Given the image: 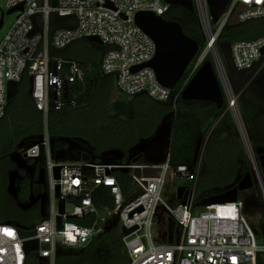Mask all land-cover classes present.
<instances>
[{"label":"built area","instance_id":"2783aa9c","mask_svg":"<svg viewBox=\"0 0 264 264\" xmlns=\"http://www.w3.org/2000/svg\"><path fill=\"white\" fill-rule=\"evenodd\" d=\"M190 1L202 26L206 47L192 61L187 70L188 78L176 92L177 87L171 90L163 86L155 71L146 66L155 58L157 47L136 24V16L141 12L165 18L172 7L167 0H43L42 5L38 0H4L7 15L9 11L17 10L12 13L16 15L15 21L0 36V119L6 115L9 83H21L26 73L29 89L32 88L31 97L46 120L53 111L75 108L80 102L87 101L93 64L53 56L50 49L63 50L90 38L99 39L105 46L101 72L114 78L120 93L128 97L147 95L157 102L172 101L176 106L209 54L215 63H221L217 42L238 7L243 5L247 8L238 15L239 24L264 18V0H230L216 23L212 21L208 0ZM38 14L44 21L43 33L31 35L35 29L33 17ZM4 16L3 13V20ZM53 17L70 18L74 24L53 27ZM263 49L264 36L231 44L232 58L238 71L255 65L241 86L244 90L264 67ZM228 84L225 78V88ZM237 98L232 94L228 100L230 109L236 107ZM50 145L46 131L39 142L18 148L15 152L23 160H28L39 159L42 149L45 150L48 214L45 220L26 229L35 231V235L28 238L21 237L20 227L0 224V264H42L40 261L57 264L60 257L77 256L108 226L114 225L111 223L114 216L121 234L122 228L135 229L128 236L122 234L128 264H256L258 256L264 254V222L260 233H256L248 222L246 205L242 200L212 204L199 211L196 198L200 164L196 169L187 165L172 166L169 157L161 166L152 167L93 160L61 164L53 162ZM252 164L254 182L262 194L264 215V179L253 160ZM57 166L61 167L59 179L55 178ZM136 168H140L139 177L135 174ZM117 170L128 171L134 185L141 190L139 195L133 199L124 196L115 175ZM147 170L158 171L145 175ZM168 179L173 186L178 184L186 188L188 197L185 205L178 199L179 187L175 205L163 200ZM104 191H107L112 206L97 205L106 197ZM61 200L65 201L63 214L60 212ZM108 209H113V217L100 220L99 210ZM92 216H95V221L87 223ZM157 216L161 217L163 226L158 237L153 232ZM170 218L176 223L172 243L169 241ZM165 233L166 242L163 241ZM34 240L38 241V249L27 254L25 243Z\"/></svg>","mask_w":264,"mask_h":264},{"label":"trees","instance_id":"16d2710c","mask_svg":"<svg viewBox=\"0 0 264 264\" xmlns=\"http://www.w3.org/2000/svg\"><path fill=\"white\" fill-rule=\"evenodd\" d=\"M173 11L183 12L184 17L173 14ZM168 21L179 22L184 33L191 39L196 40L200 45V53L205 49V38L202 34L201 27L198 22L197 14H191L180 6H172L171 10L165 17ZM53 27L55 26H72L73 21L67 19L52 18ZM264 36V18L250 20L246 23H240L234 26H227L220 35L217 44L222 42H230L231 44L239 40H254ZM85 41V40H83ZM80 42V41H78ZM75 42L74 44H76ZM72 44L63 50L50 49L53 56L63 57L66 60L76 61L80 63L90 62L94 66L91 75V86L89 88L88 98L85 102H80L77 107H67L60 112H51L45 119L42 112L38 111L34 100L29 95V77L27 73L24 75L22 82L18 84V92L16 96L8 102L6 115L0 119V224L16 225L20 228L28 227V225L18 220L19 212H25L23 209L29 208L33 195H39L42 180H47L46 175V152L41 151L39 159L23 160L15 154L16 150L21 147H28L39 142L48 131L51 142V155H60L64 151L70 150V143L76 139L75 137L83 136L80 127L76 123V116L91 102L97 87L105 82H110L111 86L115 85L114 78L105 76L101 72V60H87L80 52H77L76 46ZM102 59V57H101ZM207 61V59H206ZM189 76L186 72L180 80L176 92L180 90L184 82ZM253 81L250 85H252ZM249 85V86H250ZM241 87L232 93L238 96L236 101L237 109L240 113L244 128L246 130L250 145L255 151L258 147L264 148V132L262 116L264 108L258 105L250 94V88L243 90ZM224 93V92H223ZM128 96L124 95L120 100L107 107L108 115L115 118L129 120L135 115V108L128 100ZM131 98H142L146 103L143 109H139L140 115H143V130H139L136 134L144 133L154 125V122L163 121L173 118L172 144L169 152V162L172 166L187 165L196 169L200 164V175L197 185V203L206 198L221 194L224 191L212 190V185L219 183L216 179L206 181L207 171L212 170L223 179L227 176L228 170L225 161L219 158L216 153L214 169L208 167L211 153L210 149L213 145L214 138L225 139L227 142L233 141V136L237 133V125L234 115L229 109V102L224 93V104L221 109L217 108L215 103H206L199 101H185L181 97L178 99L176 106L172 101L157 102L147 95H137ZM174 115V117H173ZM212 132L210 133V131ZM209 136L205 150L201 155V150L207 137ZM84 137V136H83ZM130 140L129 138H127ZM231 141V144L233 142ZM124 143V142H122ZM125 147V146H124ZM91 156L95 162L100 157L95 153ZM59 157V156H58ZM21 159V160H20ZM123 160L120 163L127 165ZM15 163L20 166L27 164L34 167V190L30 185V178L20 181L14 178L12 181L11 171ZM208 168H211L208 169ZM218 173H217V172ZM209 174V173H208ZM115 175L122 188L126 198L130 197L133 179L128 171L117 170ZM224 182L221 180V183ZM12 183L13 189L8 188ZM14 190L15 196H13ZM105 198L97 205L112 206V201L107 196V191L103 192ZM48 214V202L46 204ZM41 215L38 217L36 224L45 220L46 217ZM17 221V222H16ZM95 216H92L87 223H93ZM263 224V221H262ZM34 226V225H33ZM122 234L119 225L116 223L108 226L104 232L95 237L77 256L60 257L57 264H128V256L124 249ZM256 264H264V254L257 258Z\"/></svg>","mask_w":264,"mask_h":264},{"label":"rangeland","instance_id":"374dc122","mask_svg":"<svg viewBox=\"0 0 264 264\" xmlns=\"http://www.w3.org/2000/svg\"><path fill=\"white\" fill-rule=\"evenodd\" d=\"M4 5V0H0V21L3 18V13L5 14L4 26L0 30V36L4 35L8 31L9 27L16 19V15L14 14L7 15ZM175 12L176 11H173V14H175ZM176 14L181 17L185 16L183 12L179 11L176 12ZM198 22L203 34L199 19ZM74 45L77 48V52H80V55L90 61L95 59L100 61L103 51H105V46L87 40L77 42ZM217 49L219 51L221 63L219 65L215 63L212 55L210 54L207 56V60L213 65L222 91L225 93L224 80L226 78L231 91L236 93L238 89H236L231 82L219 44ZM262 61L263 59L260 60L259 64H261ZM221 65L222 67H220ZM248 87L250 88V94L255 102L264 108V67L255 77L252 85ZM122 97H124V95L117 90L115 85L111 86L110 82H105L102 85H99L91 102L81 111L79 115L76 116L75 119L76 123L80 127V132L84 137L80 135L75 137L76 139L70 143V150L62 152V154L58 155L59 157L53 155V162L61 164H77L82 161L83 154L95 156L94 154L96 153L100 157L97 159L98 161L108 164H122L120 163L121 159L125 160L127 165L132 164L135 159H139L137 164L141 166H161L165 163L169 157L172 144L171 133L173 129V118H168L158 122L156 120L153 126L151 125V127H148L144 133L137 135L136 133L139 132V130H143L142 126H144L142 122L143 115H140L141 111H139V109H143V106L146 104L142 98H138V100L131 97L128 98L129 102L135 108V115L127 121L122 118L112 117L106 112L108 106L120 100ZM229 110L234 115V109L229 108ZM261 121H263L264 124V115L262 116ZM235 123L237 125L236 119ZM211 132L212 130L210 133ZM208 138L209 136L202 147L201 155L205 150ZM233 138L234 140H231L233 144H231V141L227 142L225 139L214 138L213 140L214 142L210 149L211 159L208 167L214 169L213 167L216 164V153H219V158L222 159V161H225L228 174L224 179L223 176L219 177L216 173H213L212 177V170L211 168H208L211 171H207L206 181L208 182L213 179H216L217 182L220 181L219 183L212 185V190L224 191L226 189H230L236 182H240L247 172L251 173L253 179L255 177L252 160L244 145L238 125L237 133H235ZM257 161L259 163L258 158ZM258 168L264 179V167L259 164ZM26 170L31 179V188L35 190L36 187L33 179V165L27 164ZM154 171L158 170H147L145 175ZM221 180L224 182L221 183ZM42 181L39 195H33L31 198L32 206L30 205L31 207L29 206L30 208H27L26 212H19V217H21L23 222L29 226L35 225L39 216H46L47 214L46 204L49 202V188L47 180L44 178ZM179 186L180 185L178 184L173 186L172 182L168 179L162 195L163 200L172 206L175 205L177 202L176 189ZM8 188L13 189V185L10 183ZM140 191L141 190L137 185H132L130 197L127 199L135 198L139 195ZM14 193V190H12L11 194H13V196H15ZM238 199L245 203L248 222L255 232L259 234L262 221L264 222V215L262 212V194L257 183L255 182L252 189L240 192L238 194ZM202 210L203 208L200 207L199 211ZM112 211L113 209H108L107 211L99 210V219L101 220L102 217H113ZM116 221L117 217L114 216L111 223L115 224ZM162 228L161 217L157 216L155 218L153 230L156 237L160 235ZM40 263L44 264L45 262L40 261Z\"/></svg>","mask_w":264,"mask_h":264},{"label":"water","instance_id":"95a60500","mask_svg":"<svg viewBox=\"0 0 264 264\" xmlns=\"http://www.w3.org/2000/svg\"><path fill=\"white\" fill-rule=\"evenodd\" d=\"M39 4H43V0H38ZM172 6H180L184 8L191 14L195 13L194 5L190 0H167ZM230 0H208L210 7V15L213 23H216L222 14L224 13ZM22 9V7L20 8ZM246 7L240 5L236 10L229 26H234L239 24L238 15L246 11ZM17 9L8 12V15L12 14ZM33 22L35 24V29L31 35L41 34L44 29V21L42 15L38 14L33 17ZM4 23L3 18L0 21V29ZM136 24L155 42L157 47V52L155 58L148 63L146 66L152 68L159 82L168 89H175L180 80L183 78L184 74L187 72L192 61L200 52L199 43L189 38L183 31V28L179 22L168 21L166 18L157 16L154 13L141 12L136 16ZM90 42H95L101 44V41L97 38H90ZM222 56L224 58L228 74L230 76L231 82L236 89H240L243 82L245 81L247 74L255 67L251 69L238 71L234 65V61L231 53V43L222 42L219 45ZM264 55V49L262 51ZM222 67V65H221ZM142 68V67H140ZM139 69V68H138ZM32 85V79L30 80V86ZM225 93L227 99L232 98V91L230 85L225 88ZM18 92V84L11 82L8 85V101H11ZM32 94V88L29 89V95ZM181 98L185 101H199V102H210L215 103L218 109H221L224 104V93L217 79L216 73L214 71L213 65L210 61H205L200 69L196 72L194 77L188 83L184 89ZM229 110V109H228ZM234 117L236 119L237 125L239 127L244 145L254 162V165L258 168L259 164L264 167V148L258 147L255 151L252 149L246 130L244 128L240 113L237 107L234 108ZM259 160V163L257 161ZM92 158L88 154H83L82 161L88 162ZM139 159L133 160V164H137ZM61 167L57 166L55 169V178H60ZM136 176H141L140 168H136ZM255 185L254 179L250 172H247L243 179L238 183V185L232 189H229L221 194L214 195L212 197L206 198L199 203L200 207H207L216 203H226L231 201H236L238 199V194L240 192L252 189ZM57 197H60L59 187L56 189ZM188 193H186L185 187L178 188V199L182 200V204H186ZM65 201L60 202V212L64 213ZM59 225L61 224V217L58 218ZM169 221V241L172 243V238L174 235L176 223L170 218ZM29 227L21 228L20 235L22 238H28L35 235V231H26ZM135 229L127 230L122 228V234L128 236ZM166 233L163 236V241L166 242ZM38 241H28L25 243V251L29 254L33 250L38 249Z\"/></svg>","mask_w":264,"mask_h":264},{"label":"flooded vegetation","instance_id":"af4514ba","mask_svg":"<svg viewBox=\"0 0 264 264\" xmlns=\"http://www.w3.org/2000/svg\"><path fill=\"white\" fill-rule=\"evenodd\" d=\"M11 171L9 172L10 174L12 173V175H13V177H12V181H13V179L15 178H18L20 181H23V180H25L26 178H30V176H29V174H28V172H26L27 170H26V165H25V167L24 166H20V164H17V163H15V165H14V167L12 168V169H10ZM26 172V173H25ZM238 183L239 182H236L234 185H232L231 186V188L230 189H232V188H234V187H236L237 185H238ZM12 184V183H11ZM32 206V205H31ZM30 206V207H31ZM29 207V208H30ZM25 212H26V210L27 209H23ZM18 220L19 221H21V222H23V220H22V218L21 217H19L18 218ZM24 224L26 225V223L24 222ZM29 226V225H28Z\"/></svg>","mask_w":264,"mask_h":264},{"label":"crops","instance_id":"0c3cea01","mask_svg":"<svg viewBox=\"0 0 264 264\" xmlns=\"http://www.w3.org/2000/svg\"><path fill=\"white\" fill-rule=\"evenodd\" d=\"M121 161H123V159H121ZM155 173V171L154 172H152V173H148V175H152V174H154ZM17 222V221H16ZM22 223H24V222H22ZM16 226V225H15ZM29 227V226H28Z\"/></svg>","mask_w":264,"mask_h":264}]
</instances>
